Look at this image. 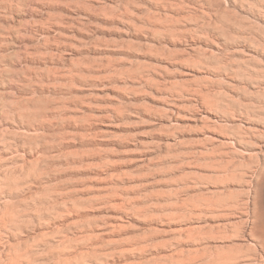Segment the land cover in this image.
<instances>
[{
  "label": "rangeland",
  "instance_id": "374dc122",
  "mask_svg": "<svg viewBox=\"0 0 264 264\" xmlns=\"http://www.w3.org/2000/svg\"><path fill=\"white\" fill-rule=\"evenodd\" d=\"M263 90L264 0H0V264H260Z\"/></svg>",
  "mask_w": 264,
  "mask_h": 264
},
{
  "label": "bare ground",
  "instance_id": "6f19581e",
  "mask_svg": "<svg viewBox=\"0 0 264 264\" xmlns=\"http://www.w3.org/2000/svg\"><path fill=\"white\" fill-rule=\"evenodd\" d=\"M212 87V86H211ZM262 87V86H261ZM259 89V88H258ZM264 91V90H263ZM262 95V94H261ZM217 106V105H215ZM212 107L213 104H212ZM211 107V108H212ZM216 108V107H215ZM262 108V107H261ZM214 109V108H213ZM247 108H245V111H246ZM216 110V109H214ZM244 111V112H245ZM247 113L248 110H247ZM246 114V113H245ZM248 115V114H246ZM245 116V115H244ZM250 116V114H249ZM263 117V116H262ZM213 117H211L212 119ZM251 118V117H249ZM246 119V118H245ZM248 119V118H247ZM249 120V119H248ZM215 121V120H214ZM262 121H264V119H262ZM213 122V121H212ZM253 122V121H252ZM256 122V120H255ZM254 122V123H255ZM258 122V121H257ZM256 122V124H257ZM261 123V121H259ZM247 123V121H246ZM259 123V124H260ZM264 123V122H263ZM263 123H261L263 125ZM258 124V125H259ZM243 124H241V127H242ZM257 126V125H256ZM254 125H249L248 124L244 127H242L240 129V132L238 137L237 138H234L233 139L228 136H221V140H222V144H220L221 146H219V148L221 147L223 149V151H221V156L219 157V159H215L217 160L218 163H221V166L217 167V168H220V171L222 172H225L226 175L224 176H233V173H232V170L228 169V164L226 165V163H229L226 159L227 158H233L235 156H238L241 151L244 152V154H242V158L243 159H247L248 161H250L252 163V165L249 166L248 170L242 174H240V176L243 178V181L240 183L241 184V187L244 191V194H245V197L243 198V202L239 205L241 206V211H239V214H240V217H244L245 218V222H244V225H243V234H244V237L247 238L248 240H250L252 243H253V246L256 250V252L258 253V257L255 259L258 260V262H260V264H264V125L260 128L261 130H258V131H261L262 133V136L259 134H256L255 131L253 130L254 128H257L259 129V127H256ZM215 127V125H214ZM217 127V126H216ZM212 129V128H211ZM216 130V128H214ZM213 129V130H214ZM212 130V132H213ZM239 131V129H238ZM257 131V130H256ZM257 131V132H258ZM215 132V131H214ZM259 133V132H258ZM216 135V134H215ZM215 140V138H213ZM211 138V141L213 140ZM213 140V142H215ZM217 140V139H216ZM219 144V143H218ZM215 146V145H214ZM213 147V146H212ZM211 147V148H212ZM214 149V148H213ZM212 149V150H213ZM215 151V150H213ZM217 152V151H216ZM211 153H214L211 151ZM216 154V153H215ZM214 154V155H215ZM218 154V153H217ZM220 154V153H219ZM218 154V155H219ZM213 155V156H214ZM217 155V156H218ZM216 156V155H215ZM216 156V157H217ZM218 158V157H217ZM240 158V157H239ZM241 158V159H242ZM212 159V158H211ZM235 159V158H234ZM234 161V160H233ZM244 161V160H242ZM212 162L214 163V160L212 159ZM241 162V161H240ZM212 163V165H213ZM234 164V163H232ZM242 164V163H240ZM239 164V165H240ZM218 165V164H217ZM215 166V164L213 165V167ZM233 166V165H232ZM242 166V165H241ZM245 166H247V164H245ZM212 168V167H211ZM215 168V167H214ZM233 168V167H232ZM241 168V167H240ZM245 167H242L241 169H243ZM233 170H237V165H236V169H235V166H234V169ZM219 173V172H217ZM228 173V174H227ZM218 175V174H217ZM220 175V174H219ZM222 176L224 179L225 177ZM228 177V176H227ZM225 180H232L234 182L233 179H236L237 177L235 178H227ZM240 177V178H241ZM219 178V176H218ZM240 178H239V181H240ZM222 179V180H224ZM220 179V183L222 184V181ZM229 181H227L228 183H230ZM237 181V183L239 182ZM218 182V181H217ZM216 182V183H217ZM226 183V181L224 182ZM235 183V182H234ZM227 184V183H226ZM228 185V184H227ZM232 185V184H231ZM236 185V184H235ZM239 185V183H238ZM219 186V185H218ZM222 186L224 187V184H222ZM221 186V187H222ZM235 187V186H234ZM231 188V187H230ZM226 189V188H225ZM242 191V190H240ZM219 192V191H218ZM220 194V193H219ZM226 194V193H225ZM242 194V193H241ZM221 195V194H220ZM229 195V191H228V194ZM232 196V193H230V195ZM235 195V194H234ZM223 196V194H222ZM230 196V197H231ZM217 197V196H215ZM221 197L218 196V199H220ZM232 198V197H231ZM237 198V197H236ZM216 200V199H215ZM234 200V199H233ZM238 200V199H236ZM214 201V200H213ZM227 201V200H226ZM229 202V201H228ZM226 203V202H225ZM234 202H232L231 204L233 205ZM216 204V203H215ZM212 203V205H215ZM218 205V204H217ZM221 205V204H220ZM229 205V204H228ZM223 206V205H221ZM226 206V204H225ZM238 206V205H237ZM236 206V207H237ZM213 207V206H212ZM212 207H211V210H212ZM215 209L217 208L216 206L214 207ZM230 208V207H229ZM220 209V207H219ZM224 209V208H223ZM221 208V210H223ZM233 210V209H232ZM237 210V209H236ZM230 211V210H229ZM228 211V212H229ZM232 212V211H231ZM237 212V211H236ZM236 212H233L236 214ZM217 213V212H216ZM232 214V213H231ZM238 214V212H237ZM233 215V214H232ZM221 216H224L221 214ZM227 216H230V215H227ZM236 216V215H234ZM241 221V220H240ZM237 227V226H236ZM220 228V227H219ZM225 228V227H224ZM234 228V227H233ZM240 228V227H238ZM237 228V229H238ZM222 229V228H221ZM226 230V229H224ZM242 230V229H240ZM219 231V230H218ZM222 231V230H221ZM233 231V230H232ZM240 232V231H239ZM242 232V231H241ZM221 233V232H220ZM225 233V232H224ZM223 234V233H222ZM233 235V234H232ZM235 236V235H234ZM233 236V237H234ZM223 237V236H222ZM239 237V236H238ZM225 238V235L223 237V239ZM224 242V241H223ZM231 246V245H230ZM229 248V247H228ZM227 250V249H226ZM223 252V251H221ZM232 252V251H231ZM243 252V251H242ZM225 254V253H224ZM231 255V254H230ZM229 256V255H228ZM242 256V255H241ZM246 256V255H245ZM244 256V257H245ZM224 258V256H223ZM243 258V257H242ZM251 258V257H250ZM233 259V258H232ZM246 259V257H245ZM252 259V258H251ZM234 260V259H233ZM239 260V259H238ZM244 262V260H242L240 258V261H231V260H228L227 258L226 259H222L220 256H217L216 259L214 260V263L213 264H242ZM246 262V261H245ZM255 263V262H254ZM249 264V263H248ZM257 264V263H256Z\"/></svg>",
  "mask_w": 264,
  "mask_h": 264
}]
</instances>
